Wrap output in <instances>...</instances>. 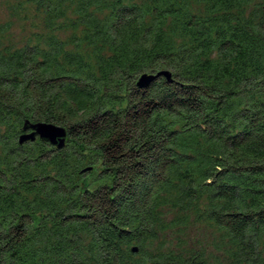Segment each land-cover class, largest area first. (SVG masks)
Masks as SVG:
<instances>
[{
  "label": "trees",
  "instance_id": "1",
  "mask_svg": "<svg viewBox=\"0 0 264 264\" xmlns=\"http://www.w3.org/2000/svg\"><path fill=\"white\" fill-rule=\"evenodd\" d=\"M1 1L0 264H264V0Z\"/></svg>",
  "mask_w": 264,
  "mask_h": 264
},
{
  "label": "water",
  "instance_id": "2",
  "mask_svg": "<svg viewBox=\"0 0 264 264\" xmlns=\"http://www.w3.org/2000/svg\"><path fill=\"white\" fill-rule=\"evenodd\" d=\"M264 14V6H263ZM164 76L169 81H172V74L169 71H161L157 74L145 73L140 76L138 80V86L140 88L149 86L157 78ZM68 132L63 126L49 123V122H37L34 124L27 123L25 126V133L20 137V143L23 144L29 141H36L40 139L50 143L57 148H63L67 143ZM134 251H137L135 248ZM159 264V263H154Z\"/></svg>",
  "mask_w": 264,
  "mask_h": 264
},
{
  "label": "rangeland",
  "instance_id": "3",
  "mask_svg": "<svg viewBox=\"0 0 264 264\" xmlns=\"http://www.w3.org/2000/svg\"><path fill=\"white\" fill-rule=\"evenodd\" d=\"M9 18V12L5 9L3 2L0 0V23L5 22ZM16 35L23 37L24 33L22 32L21 24H18L14 30ZM29 33V32H28Z\"/></svg>",
  "mask_w": 264,
  "mask_h": 264
}]
</instances>
